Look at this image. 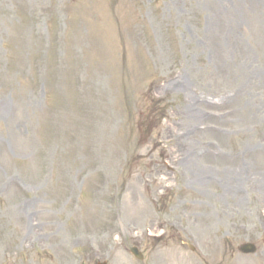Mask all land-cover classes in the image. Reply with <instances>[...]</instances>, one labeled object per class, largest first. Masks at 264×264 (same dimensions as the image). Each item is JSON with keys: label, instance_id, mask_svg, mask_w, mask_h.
<instances>
[{"label": "rangeland", "instance_id": "obj_1", "mask_svg": "<svg viewBox=\"0 0 264 264\" xmlns=\"http://www.w3.org/2000/svg\"><path fill=\"white\" fill-rule=\"evenodd\" d=\"M103 263L264 264V0H0V264Z\"/></svg>", "mask_w": 264, "mask_h": 264}, {"label": "water", "instance_id": "obj_2", "mask_svg": "<svg viewBox=\"0 0 264 264\" xmlns=\"http://www.w3.org/2000/svg\"><path fill=\"white\" fill-rule=\"evenodd\" d=\"M244 253H253L255 252V248L252 245H246L244 247H242L241 249ZM134 253L136 254V256H138V253L136 250H133Z\"/></svg>", "mask_w": 264, "mask_h": 264}]
</instances>
